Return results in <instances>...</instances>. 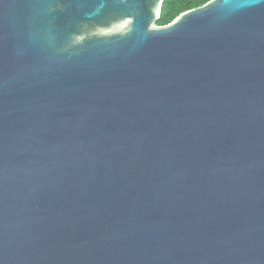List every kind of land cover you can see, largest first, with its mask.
I'll return each instance as SVG.
<instances>
[{
	"label": "water",
	"instance_id": "1",
	"mask_svg": "<svg viewBox=\"0 0 264 264\" xmlns=\"http://www.w3.org/2000/svg\"><path fill=\"white\" fill-rule=\"evenodd\" d=\"M0 0V264H264V0Z\"/></svg>",
	"mask_w": 264,
	"mask_h": 264
},
{
	"label": "trees",
	"instance_id": "2",
	"mask_svg": "<svg viewBox=\"0 0 264 264\" xmlns=\"http://www.w3.org/2000/svg\"><path fill=\"white\" fill-rule=\"evenodd\" d=\"M210 0H164L157 25L170 24L181 13L204 5Z\"/></svg>",
	"mask_w": 264,
	"mask_h": 264
}]
</instances>
